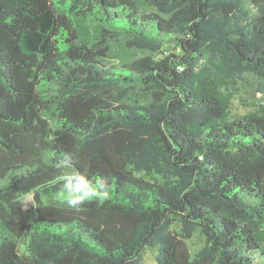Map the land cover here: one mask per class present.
Returning <instances> with one entry per match:
<instances>
[{
  "label": "trees",
  "instance_id": "1",
  "mask_svg": "<svg viewBox=\"0 0 264 264\" xmlns=\"http://www.w3.org/2000/svg\"><path fill=\"white\" fill-rule=\"evenodd\" d=\"M148 249L264 264V0H0V264Z\"/></svg>",
  "mask_w": 264,
  "mask_h": 264
},
{
  "label": "rangeland",
  "instance_id": "2",
  "mask_svg": "<svg viewBox=\"0 0 264 264\" xmlns=\"http://www.w3.org/2000/svg\"><path fill=\"white\" fill-rule=\"evenodd\" d=\"M241 104H244V103L242 101H239V99H238L236 101L237 109L240 112H244V108H243V106H241ZM30 203H31V196H28V205H30ZM189 244L196 248V247L201 246L203 244V239L200 236L195 235L194 238L189 240ZM22 250H24V246H22ZM141 264H156L155 252L152 249H148L145 251L144 258H143V261L141 262Z\"/></svg>",
  "mask_w": 264,
  "mask_h": 264
},
{
  "label": "clouds",
  "instance_id": "3",
  "mask_svg": "<svg viewBox=\"0 0 264 264\" xmlns=\"http://www.w3.org/2000/svg\"><path fill=\"white\" fill-rule=\"evenodd\" d=\"M78 188H82L81 184L78 185ZM102 195L106 194H101L100 192L93 190L91 194H89L88 189L86 188L85 194L82 196H69L67 197V203L70 207H76L79 204H81L84 200L90 199L92 197H101Z\"/></svg>",
  "mask_w": 264,
  "mask_h": 264
}]
</instances>
